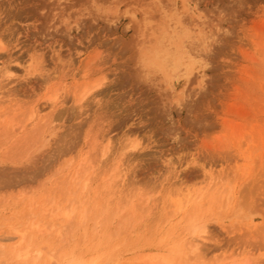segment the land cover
<instances>
[{"label": "rangeland", "instance_id": "374dc122", "mask_svg": "<svg viewBox=\"0 0 264 264\" xmlns=\"http://www.w3.org/2000/svg\"><path fill=\"white\" fill-rule=\"evenodd\" d=\"M77 262L264 264V0H0V264Z\"/></svg>", "mask_w": 264, "mask_h": 264}, {"label": "bare ground", "instance_id": "6f19581e", "mask_svg": "<svg viewBox=\"0 0 264 264\" xmlns=\"http://www.w3.org/2000/svg\"><path fill=\"white\" fill-rule=\"evenodd\" d=\"M176 28V27H175ZM183 29V28H182ZM177 31V30H176ZM175 33V32H174ZM186 35V34H185ZM181 39V38H180ZM175 40H177V38L175 39ZM179 40V39H178ZM181 41V40H180ZM183 41H185V40H183ZM179 42V41H178ZM178 42L176 43L177 45H179V47H181L180 46V44H178ZM178 47V46H177ZM183 47V46H182ZM184 47H186V46H184ZM182 49V48H181ZM36 50V49H35ZM166 50V49H165ZM165 50H164V53H165ZM177 50H178V48H177ZM176 50V51H177ZM184 50V49H183ZM185 50H187V49H185ZM167 51V50H166ZM180 51V50H179ZM168 52V51H167ZM171 52V51H170ZM182 51H180V53H181ZM187 52V51H186ZM177 53V52H176ZM179 53V52H178ZM177 53V54H178ZM10 54V53H9ZM31 54V53H30ZM183 54H185V53H181V55H183ZM11 55V54H10ZM166 55H168V54H166ZM170 55V54H169ZM180 55V54H179ZM33 56V55H32ZM39 56V55H38ZM164 56V55H163ZM178 56V55H177ZM40 57V56H39ZM179 57V56H178ZM13 58V57H12ZM33 58V57H32ZM182 58V57H181ZM42 59V58H41ZM41 59H40V63H41ZM173 59V58H172ZM174 59H176L175 57H174ZM169 61V60H168ZM171 61H173V60H171ZM32 62V61H31ZM33 63V62H32ZM37 66H34V65H31V63L29 64V68L27 69V74L26 75H28L27 76V79H26V83L23 85V86H27L28 88L30 87L31 89H36V88H38L39 86H41L40 84V80L39 79H37V78H34V76L35 77H37L36 75H37V73L35 74V71H39V69L37 68L38 67V64H36ZM41 65V64H40ZM43 67V66H42ZM45 68V67H44ZM38 69V70H37ZM8 77H10V78H12L13 79V77H15V75H16V73H15V71H14V69L10 66L8 69ZM34 72H33V71ZM11 79V80H12ZM25 79V78H24ZM46 79H47V81H46ZM46 79H44L46 82H48V78H46ZM42 81H43V79H42ZM19 82H21V81H19ZM106 82L105 81H100V82H98V83H96L95 85H94V87L93 88H90V89H83V91H80L79 92V97H80V102H82V101H84L85 99H87L88 98V95H90L91 93H93L94 94V92L93 91H96V90H98V88L100 87V89L99 90H101V86H103L104 84H105ZM22 84V83H21ZM3 85V84H2ZM113 86V85H112ZM105 87V86H104ZM86 88V87H85ZM19 89V88H18ZM17 89V90H18ZM96 89V90H95ZM110 89V88H109ZM22 90V89H21ZM98 90V91H99ZM19 91V90H18ZM26 90H24V92H25ZM108 91V90H107ZM39 92V91H38ZM101 92H104V90L102 89V91ZM29 93H31V92H29ZM36 95V94H35ZM59 95H60V93H59ZM59 95H58V93H56V95L55 94H51L50 96H47L48 97V99L50 100V101H52V102H57L58 101V97H59ZM78 97V96H77ZM79 100V99H78ZM83 103V102H82ZM53 133V132H52ZM138 146H139V143H132L129 147H128V150H136L137 148H138ZM109 150H111V148H109ZM127 150V151H128ZM171 162V161H170ZM183 162H184V160H183ZM180 163V162H179ZM182 163V162H181ZM169 164V163H168ZM172 164H173V162H172ZM184 164H185V162H184ZM180 165V164H179ZM187 165V164H186ZM173 166H175V165H173ZM155 167V166H154ZM169 167H170V164H169ZM185 167V166H184ZM153 168V167H152ZM168 168V167H167ZM172 169V168H171ZM171 171V170H170ZM176 171V170H175ZM184 171V170H183ZM178 172H179V170H178ZM185 172V171H184ZM198 171H191L190 173L188 172L187 174H188V176L189 177H195L198 173H197ZM177 173V172H176ZM186 173V172H185ZM166 174H167V171H166ZM186 174V175H187ZM168 175V174H167ZM115 176V175H114ZM118 176V175H117ZM176 176H178V175H176ZM179 176H180V172H179ZM111 177H113L112 175H111ZM187 177V176H186ZM115 178V177H114ZM111 179V178H110ZM196 179V178H195ZM109 180V179H108ZM112 180V179H111ZM107 181V180H106ZM89 183V182H88ZM88 183H86L87 185H89ZM112 183H114V182H108V184H109V186H112ZM142 183V182H141ZM146 183V182H145ZM87 185H86V187H87ZM181 200V199H180ZM207 232V230H206V226H204V230H203V233H206ZM24 234L25 233H21L20 234V236H21V239H23L25 236H24ZM198 245H199V242L197 241L195 244H194V246L192 247L193 249H198ZM36 251V250H35ZM29 253V251L28 250H24V251H20L19 252V256H26L27 254ZM34 253V252H33ZM255 261V260H254ZM258 262V261H257ZM79 262H77V263H75V264H78ZM35 264H37V263H35ZM81 264V263H80Z\"/></svg>", "mask_w": 264, "mask_h": 264}]
</instances>
